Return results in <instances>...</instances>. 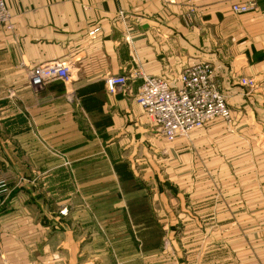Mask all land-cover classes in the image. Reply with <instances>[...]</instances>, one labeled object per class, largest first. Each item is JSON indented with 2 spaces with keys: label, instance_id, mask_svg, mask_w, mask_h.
Here are the masks:
<instances>
[{
  "label": "crops",
  "instance_id": "crops-1",
  "mask_svg": "<svg viewBox=\"0 0 264 264\" xmlns=\"http://www.w3.org/2000/svg\"><path fill=\"white\" fill-rule=\"evenodd\" d=\"M5 1L0 264H76L91 247L130 245L123 228L95 236L103 223L130 225L135 247L156 257L168 229L161 214L177 207L193 208L194 221H181L205 244L207 262L194 264H264V0ZM241 1L256 7L234 12ZM201 60L216 68L233 125L217 118L195 130L179 177L138 178L135 135L151 131L136 98L143 76L176 86ZM55 61L72 82L34 90L29 71ZM112 75L129 81L111 91Z\"/></svg>",
  "mask_w": 264,
  "mask_h": 264
},
{
  "label": "built area",
  "instance_id": "built-area-1",
  "mask_svg": "<svg viewBox=\"0 0 264 264\" xmlns=\"http://www.w3.org/2000/svg\"><path fill=\"white\" fill-rule=\"evenodd\" d=\"M247 1L235 2L231 9L236 13H247L255 8ZM10 14L5 0H0V26H8ZM28 78L34 90L39 91L47 82L59 79L72 82L71 68L64 62H50L33 67ZM127 76H109L106 85L113 91L118 86H126ZM179 83L171 85L165 78L144 75L137 92V102L160 133L173 140L179 136L201 129L219 118L232 119V110L216 79V68L210 61L201 60L186 66L179 75ZM249 88L255 86L253 80L243 79ZM248 264H263L253 261Z\"/></svg>",
  "mask_w": 264,
  "mask_h": 264
},
{
  "label": "rangeland",
  "instance_id": "rangeland-1",
  "mask_svg": "<svg viewBox=\"0 0 264 264\" xmlns=\"http://www.w3.org/2000/svg\"><path fill=\"white\" fill-rule=\"evenodd\" d=\"M150 124V132L135 135V175L142 178L147 175H156L162 177H179L181 167L178 165V159L181 154H188L193 157L195 153V145L192 144L194 131L186 136H179L173 140L166 138L160 133L152 120L147 117ZM217 120V119H216ZM225 124L233 125V115L231 120H222ZM156 134L157 136H155ZM176 160V161H175ZM163 181V179H162ZM178 181L177 183H175ZM174 184L184 186L179 179L173 180ZM172 182V184H173ZM170 186V183H168ZM193 208L189 209L190 214H185L180 208H175L170 215L161 214V218L165 220L167 236L163 240V245L156 257L145 255L142 251L135 247V229L130 225L115 223L108 227L113 231L106 230L104 223L102 227L96 224L92 226V232L102 237L104 234L108 236L119 233L125 242L130 245L105 248L91 247L87 257L84 254L77 257L76 264H194V257H199V262H207L206 257L202 255L204 243L201 237L196 235L195 223H191L186 227L183 225L184 218L187 222L194 221ZM65 211H61L64 214ZM206 217V216H205ZM173 226V227H171ZM200 240V242H199ZM114 242V240H112ZM198 242V243H197ZM114 250V251H113ZM189 255V256H188ZM118 256V257H117ZM79 258L83 259L80 261ZM84 259L86 263L84 262ZM4 264H9L5 260Z\"/></svg>",
  "mask_w": 264,
  "mask_h": 264
}]
</instances>
